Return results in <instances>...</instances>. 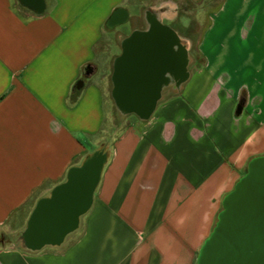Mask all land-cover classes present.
<instances>
[{"label": "crops", "instance_id": "1", "mask_svg": "<svg viewBox=\"0 0 264 264\" xmlns=\"http://www.w3.org/2000/svg\"><path fill=\"white\" fill-rule=\"evenodd\" d=\"M150 1L0 0V229L99 148L114 58ZM166 2L203 24L183 78L112 136L76 238L2 240L0 264H195L223 196L264 155V0ZM104 33L118 42L98 51Z\"/></svg>", "mask_w": 264, "mask_h": 264}, {"label": "water", "instance_id": "2", "mask_svg": "<svg viewBox=\"0 0 264 264\" xmlns=\"http://www.w3.org/2000/svg\"><path fill=\"white\" fill-rule=\"evenodd\" d=\"M154 17L145 29L133 30L122 40L121 52L113 61L114 103L122 113L140 119L153 112L166 73L178 74L187 57L174 29L159 15ZM82 83L79 80L77 87ZM107 157L101 147L86 154L69 168L64 181L36 201L20 233L23 248L58 246L78 227L91 206ZM195 264H264V155L252 157L246 172L223 196Z\"/></svg>", "mask_w": 264, "mask_h": 264}, {"label": "rangeland", "instance_id": "3", "mask_svg": "<svg viewBox=\"0 0 264 264\" xmlns=\"http://www.w3.org/2000/svg\"><path fill=\"white\" fill-rule=\"evenodd\" d=\"M152 1V0H151ZM148 2V4L151 5V7L146 12H150L154 15H159L161 21L170 27L174 29V31L177 33L179 39L184 44L187 54H188V60L189 63H191V60L194 59V57H191V54H195L196 52V46L198 42V38L202 32L203 24L202 21L198 20L196 18V8L191 5H188L187 8L183 7H169L167 4V0H153L152 2ZM186 5V6H187ZM144 11V12H145ZM142 12L141 16H139L137 19H135L133 23V27L138 28H145L147 25V15ZM186 17V18H184ZM129 25H125L122 28L127 29ZM114 41L118 42V39L112 38L107 33H104L102 39L96 46V48L99 50L107 48L111 43ZM114 52H118L119 48L114 45L113 47ZM105 52V51H104ZM108 55L104 54V59L107 58ZM111 82H109L108 86V93L110 95V89H111ZM106 109L107 114L106 117L102 123V127L100 131L98 132L100 136H104L102 143L98 145V147L103 148L106 151H109V143L112 138V136L117 135L121 128H123L129 121L136 120V115L133 113L130 114H124L122 113L112 102V105L110 106V102L108 97L106 98ZM108 138V139H107ZM29 204H26L24 209L20 210L16 214H14L10 220H8L7 225L4 226L2 229H0V243L3 240L6 244H13L11 241H15V243H20V233L22 232L25 221H26V215L28 210ZM83 216V215H82ZM82 216L80 217L79 226H81L82 222ZM77 236V232L73 233L71 232L68 234L64 240V242L60 245V248H63L67 244H69L72 240H74Z\"/></svg>", "mask_w": 264, "mask_h": 264}, {"label": "flooded vegetation", "instance_id": "4", "mask_svg": "<svg viewBox=\"0 0 264 264\" xmlns=\"http://www.w3.org/2000/svg\"><path fill=\"white\" fill-rule=\"evenodd\" d=\"M154 18H155L154 14L148 13V15H147V25H148V23L153 21ZM175 53H176V55L179 54L178 53V49L175 50ZM184 70H185V63L182 65V68H181V70L179 71L178 74H174V73L173 74L172 73L168 74V73H166V75H165L166 76V80H165V83H164L162 88L171 85L174 81L181 80L183 78V76H184V73H185Z\"/></svg>", "mask_w": 264, "mask_h": 264}, {"label": "trees", "instance_id": "5", "mask_svg": "<svg viewBox=\"0 0 264 264\" xmlns=\"http://www.w3.org/2000/svg\"><path fill=\"white\" fill-rule=\"evenodd\" d=\"M13 243V245H15L16 247L22 248L21 244L15 243V241H11Z\"/></svg>", "mask_w": 264, "mask_h": 264}]
</instances>
